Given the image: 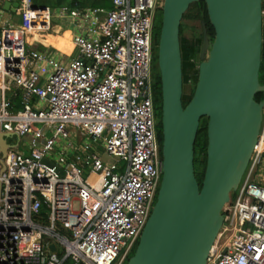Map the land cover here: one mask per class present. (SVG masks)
I'll list each match as a JSON object with an SVG mask.
<instances>
[{"label": "built area", "instance_id": "obj_1", "mask_svg": "<svg viewBox=\"0 0 264 264\" xmlns=\"http://www.w3.org/2000/svg\"><path fill=\"white\" fill-rule=\"evenodd\" d=\"M6 1L19 2L21 24L0 13V132L8 144L6 156L0 150V264H124L163 174L152 67L165 0L61 6L58 15L73 20L71 54L26 40L51 29L48 6L0 0L2 8ZM261 163L264 108L207 264H264Z\"/></svg>", "mask_w": 264, "mask_h": 264}, {"label": "water", "instance_id": "obj_2", "mask_svg": "<svg viewBox=\"0 0 264 264\" xmlns=\"http://www.w3.org/2000/svg\"><path fill=\"white\" fill-rule=\"evenodd\" d=\"M199 1L207 5L215 37L210 43L203 22L198 80L184 105L181 25L190 6ZM18 6L17 1H6L3 9L16 12ZM263 22V0H165L158 44L163 174L127 264H207L224 224V207L243 181L261 131L264 101L256 94L264 92ZM204 117L208 146L201 185L195 143ZM5 136L0 132L3 156Z\"/></svg>", "mask_w": 264, "mask_h": 264}, {"label": "trees", "instance_id": "obj_3", "mask_svg": "<svg viewBox=\"0 0 264 264\" xmlns=\"http://www.w3.org/2000/svg\"><path fill=\"white\" fill-rule=\"evenodd\" d=\"M37 3L44 6H49L52 9L57 8L59 5H68L72 8L77 6H92V7H105V8L112 7V0H37ZM192 6H196L198 13L197 15L201 19L202 36L193 39H187L182 37L184 26L183 24L181 25V47H182L183 77H184V93H183L184 105H187L190 102L191 98L193 97L198 80L199 68L197 61L200 60V54L203 44V22H205L208 30L210 43L214 41V37H215V30L209 20L206 3L204 1H199L193 3L190 7ZM263 10H264V0H263ZM161 28H162V18L160 23L158 22L157 24H155V28H154V42L156 45L155 50H157V52H158V44L160 39ZM263 38H264V22H263ZM157 60H158V54H157ZM155 66L156 68L154 72V91H155V106L157 112L158 110L161 109V105H162V87H161V75L158 64L156 63ZM260 81L262 84H264V40L262 46V64L260 69ZM189 82L193 83L190 90L186 88ZM256 99L258 101H264V92H258L256 94ZM17 107H20V104H18ZM207 122H208V118L206 117L202 118L201 126L195 143L196 175L201 185L204 179L206 165H207V146H208ZM157 126H158L159 140L162 147L163 137H162V125H161V112L159 113ZM201 156H204L203 170L200 169V165L202 164Z\"/></svg>", "mask_w": 264, "mask_h": 264}, {"label": "rangeland", "instance_id": "obj_4", "mask_svg": "<svg viewBox=\"0 0 264 264\" xmlns=\"http://www.w3.org/2000/svg\"><path fill=\"white\" fill-rule=\"evenodd\" d=\"M2 12L4 13V15H3L2 18L3 19H6L9 16V12L4 11V9L2 8V5L0 3V13H2ZM58 12H59V9L58 8H54L53 9V21L59 23V21L60 22H62V21L57 16L58 15ZM18 13L19 12H16L15 15L17 16V19L19 20L20 17L18 16ZM197 14L198 13H197L196 6L190 7L188 9V11L186 12V14H185L186 16H184V18L182 20V24L184 26V31L182 33V37L187 38V39H193V38H198V37H201L202 36V22H201V19L198 17ZM161 18H162V10L160 9L157 12L155 24H157L158 22L160 23ZM67 27H68V29H73L74 28V26L72 24L71 25L69 24ZM155 46L156 45H155V42H154V61H153V67H152V69H153V76H154V72H155V68H156L155 64L156 63L158 64V60H157V54H158V52H157V50H155ZM200 61H201V59L199 61H197L198 62V66L200 64ZM192 85H193V83L192 82H189L188 85L186 86V88L188 90H190ZM160 112H161V109L156 112V120L157 121H158L159 113ZM9 140L12 141V142H14V143H17L18 142V138L17 137H10ZM203 160H204V156H201V162H202V164L200 165V169L201 170H203V168H204ZM261 166H262V168L261 169L259 168L257 170V174H255V177H258L259 176L263 180L264 179V172H263L264 163H261ZM87 175H88V172L85 173V176H87ZM232 196L235 198L236 194L233 192L232 193ZM76 207H78V204H76ZM227 235H231V231L230 232H227ZM135 248L130 253V255L128 256V258H126L124 264L127 263L129 257H131V255L134 253Z\"/></svg>", "mask_w": 264, "mask_h": 264}, {"label": "crops", "instance_id": "obj_5", "mask_svg": "<svg viewBox=\"0 0 264 264\" xmlns=\"http://www.w3.org/2000/svg\"><path fill=\"white\" fill-rule=\"evenodd\" d=\"M61 6L63 5H59L57 8L59 9ZM49 7V6H48ZM51 10V15H50V19H49V24L51 29L47 30V29H34L32 30L30 33H27L26 35V40L27 42H31V47L32 48H36V49H47L48 46L50 44H47L45 41V36L47 34H57V35H61V33H65V32H71L72 33V29H68V25L72 24L73 25V20L72 18H69L68 16L65 17H60L59 15L58 18H60V20L62 22L59 21L58 22H54L53 21V9L51 7H49ZM16 12H9V16L12 17V24H14V26H19L21 24V16L18 13V16L20 17L19 20L17 19V16L15 15ZM55 48H57L59 51H61V53H66L68 54V48H66L65 46H56ZM60 53V54H61Z\"/></svg>", "mask_w": 264, "mask_h": 264}, {"label": "bare ground", "instance_id": "obj_6", "mask_svg": "<svg viewBox=\"0 0 264 264\" xmlns=\"http://www.w3.org/2000/svg\"><path fill=\"white\" fill-rule=\"evenodd\" d=\"M72 33L65 32L63 35L47 34L45 36V41L54 47L60 45L68 48V54H71L74 49V44L72 42Z\"/></svg>", "mask_w": 264, "mask_h": 264}]
</instances>
